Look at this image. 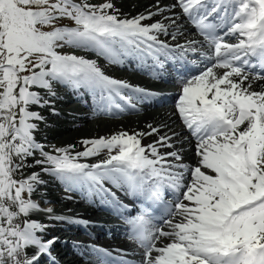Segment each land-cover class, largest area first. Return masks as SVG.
Wrapping results in <instances>:
<instances>
[{
	"label": "snow or ice",
	"instance_id": "6c2138e0",
	"mask_svg": "<svg viewBox=\"0 0 264 264\" xmlns=\"http://www.w3.org/2000/svg\"><path fill=\"white\" fill-rule=\"evenodd\" d=\"M153 7L129 15L113 0H0V264H41L45 255L55 264L59 237L34 213L90 223L41 207L33 197L49 183L42 174L89 203L98 198L141 249L133 262L122 249L78 242L85 264H264V84L253 87L264 81V0H157ZM176 8L210 49L199 53L209 66L181 81L175 103L187 135L149 123L148 131L82 139L83 150L73 143L45 150L36 139L45 118L33 106L59 115L58 88L87 93L100 115L138 111L133 96L144 102L157 93L106 74L101 60H134L158 77L166 61L203 47L160 38L182 34Z\"/></svg>",
	"mask_w": 264,
	"mask_h": 264
},
{
	"label": "bare ground",
	"instance_id": "6f19581e",
	"mask_svg": "<svg viewBox=\"0 0 264 264\" xmlns=\"http://www.w3.org/2000/svg\"><path fill=\"white\" fill-rule=\"evenodd\" d=\"M92 3H102L104 0H90ZM175 0H159L161 5L172 4ZM113 3L121 13H127L129 15H136L141 12L154 11V7L157 4V0H113ZM176 13H180L177 24L179 25L180 33L176 35L173 40L171 35L165 36L161 35L162 40L167 41L169 44H185L186 41L195 40L192 38L196 32L195 26L187 19L179 8L173 10ZM165 16L170 15V13H165ZM153 19H160L159 16L153 17ZM175 29L169 28V32H173ZM233 37L228 36L225 40L230 43H234ZM197 41H201L200 37H197ZM191 53V52H188ZM91 58H96L94 55ZM104 60H101V66L103 68ZM118 69H123L121 65H116ZM104 70V69H103ZM105 71V70H104ZM217 71H222L217 69ZM108 74V73H106ZM118 79L117 75L108 74ZM126 74L122 73L121 77ZM264 84V81H257L253 87L258 88L259 85ZM180 85L174 87L172 83H164L159 88L160 90H152L157 93L156 96L150 98L149 105L143 107L138 111H131L128 114L119 115L112 120L100 119L94 120L87 111V105L85 98L87 93L78 95L74 93L71 89H65L63 87L58 88L57 98L54 100V105L59 115H53L50 107L39 108L33 106V110L39 111L42 116H44V121H38L40 126L39 132L36 133V139L42 144L47 145L45 150L51 151V146H63L68 143H73L77 145L76 150H83L84 145L80 143L82 139L85 138H96L100 136H109L112 133L120 130H125L129 132L134 131H148L146 127L147 124L151 123L153 126L159 123L168 124L169 127L177 132H183L187 135V129H185L176 115H173L175 110V103L178 99ZM158 88V89H159ZM135 101L138 100L133 96ZM80 101L81 106L78 109L64 108V106L71 105L72 101ZM169 100V102H168ZM157 101V102H156ZM94 102V101H93ZM140 102V101H139ZM155 102V103H154ZM55 119H58L55 121ZM168 129H161V134L167 132ZM170 134V133H169ZM156 134L151 136H146L142 139L143 144H149L156 140ZM187 147V145H185ZM164 149H161L163 151ZM37 155H39L37 153ZM104 153H101L100 157H91L87 159L89 163H95L99 158H102ZM191 156V152L188 153ZM31 162V161H29ZM39 171V167L30 169ZM43 175V178L49 180L48 185L42 186L38 189L37 194L34 195V199L49 200L50 204H44L46 207H52L55 213L60 215L77 216L84 220L90 221L88 226H90L91 231L86 233V239H81L80 234L84 232L83 226L81 224L65 223L61 221L48 220L46 218V213L37 212L32 214V218L38 221L50 225L47 230L48 235H55L59 237V240L54 244L52 249V257L55 258V264H85V261L81 255L83 249L77 248L76 243L99 244L104 248H112L116 245L114 238L107 240L103 243L99 242V235L103 230L111 229L112 232L116 233L117 230L114 225H111L108 221V216L111 212L99 208L97 202L89 203L82 198L80 194L73 195V191H66L65 188L60 184L59 181L50 179L47 175ZM46 193V195L41 197V194ZM68 197H71L70 199ZM82 207H88L84 209ZM91 207V208H90ZM70 210V211H69ZM105 213V214H104ZM118 243V242H117ZM69 257L67 258V256ZM51 260V258L45 255L41 264H44L46 259ZM67 258L66 261L63 259ZM63 260V261H62ZM52 264V260H51Z\"/></svg>",
	"mask_w": 264,
	"mask_h": 264
},
{
	"label": "rangeland",
	"instance_id": "374dc122",
	"mask_svg": "<svg viewBox=\"0 0 264 264\" xmlns=\"http://www.w3.org/2000/svg\"><path fill=\"white\" fill-rule=\"evenodd\" d=\"M66 22H68V21H66ZM58 119H55V121H57ZM41 129V128H40ZM41 131V130H40ZM82 150V149H81Z\"/></svg>",
	"mask_w": 264,
	"mask_h": 264
}]
</instances>
